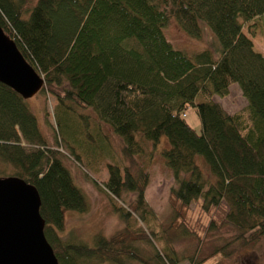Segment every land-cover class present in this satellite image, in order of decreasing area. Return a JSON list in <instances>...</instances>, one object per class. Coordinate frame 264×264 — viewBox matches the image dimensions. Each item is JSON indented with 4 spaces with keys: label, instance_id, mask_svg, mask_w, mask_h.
I'll return each instance as SVG.
<instances>
[{
    "label": "trees",
    "instance_id": "obj_1",
    "mask_svg": "<svg viewBox=\"0 0 264 264\" xmlns=\"http://www.w3.org/2000/svg\"><path fill=\"white\" fill-rule=\"evenodd\" d=\"M262 14L264 0H0V26L43 78L39 93L54 98L53 111L68 109L80 119L75 107L90 108L120 137L129 162L108 163L102 186L130 201L114 211L124 221L135 215L148 223L149 176L136 157L150 156L148 146L164 136L161 154L175 183L168 229L192 234L185 219L195 203L209 216L207 230L231 227L241 246L264 237V55L243 31ZM172 19L197 37L207 24L219 56L174 46L165 34ZM231 83L245 99L233 112L214 99L227 96ZM190 108L199 131L186 120ZM55 143L49 145L27 99L0 82V177L35 187L43 232L59 264L178 262L157 248L145 257L134 243L159 238L167 227L137 233L125 225L95 233L92 244L64 239V211L84 212L88 201L59 145L76 163L82 156L63 140ZM224 248L196 262L190 256L191 264Z\"/></svg>",
    "mask_w": 264,
    "mask_h": 264
},
{
    "label": "rangeland",
    "instance_id": "obj_2",
    "mask_svg": "<svg viewBox=\"0 0 264 264\" xmlns=\"http://www.w3.org/2000/svg\"><path fill=\"white\" fill-rule=\"evenodd\" d=\"M200 26L202 35L197 37L181 28L176 19H172L165 28V34L176 47L184 48L189 53L208 49L212 57L217 58L220 54L218 39L207 24L202 23ZM243 31L251 38L253 49L264 55V14L251 19L244 25ZM214 99L230 112L238 110L245 103L237 83L230 84L227 96L215 95ZM27 103L35 113L39 128L47 137L50 146L63 140L82 156V162L76 163L59 145V150L66 155L65 163L75 184L82 189L88 201V209L84 212L69 209L64 211V227L60 231L64 239L72 243L92 244L95 233L108 235L125 225L137 233L141 229L148 233L151 228L159 233L169 225L172 214L170 190L175 183L172 172L166 166L161 154L162 149L167 147L164 136L160 138L156 147L148 146L152 150L150 156L136 157L138 166L148 172L149 180L145 188V198L152 209V215L148 218V223H142L135 215L128 221H124L114 211V207L126 208L130 198L122 202L117 197L109 196L102 186V182L108 178L106 169L108 163L122 161L127 164L129 162L123 157L120 137L107 124L100 123L90 108L75 107L74 111L84 117V119L83 117L77 119L71 110L62 108L53 111L54 98L39 92L27 99ZM186 120L197 131L200 130L195 109L187 110ZM97 128L100 131H96ZM69 146H66L67 150L71 149ZM85 156L89 162L86 161ZM185 221L192 234L177 235L167 227L165 233L159 238H149L147 241L136 239L134 243L145 257L153 255V249L157 248L162 254L167 251L173 257H179L176 264H191L190 256L194 255L193 261L196 262L222 246L225 247L224 253L218 252L200 263L264 264V237L241 246V240L234 239L236 232L231 227L207 230L209 216L195 203H191L186 210ZM126 264L142 263L128 260Z\"/></svg>",
    "mask_w": 264,
    "mask_h": 264
},
{
    "label": "water",
    "instance_id": "obj_3",
    "mask_svg": "<svg viewBox=\"0 0 264 264\" xmlns=\"http://www.w3.org/2000/svg\"><path fill=\"white\" fill-rule=\"evenodd\" d=\"M0 82L23 99L44 80L0 26ZM35 187L13 176L0 177V264H59L44 232Z\"/></svg>",
    "mask_w": 264,
    "mask_h": 264
}]
</instances>
